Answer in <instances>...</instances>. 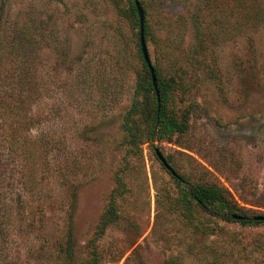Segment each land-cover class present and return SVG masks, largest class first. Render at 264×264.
<instances>
[{"label": "rangeland", "instance_id": "1", "mask_svg": "<svg viewBox=\"0 0 264 264\" xmlns=\"http://www.w3.org/2000/svg\"><path fill=\"white\" fill-rule=\"evenodd\" d=\"M139 2L190 121L154 147L131 0H0V264H264V0ZM155 149L250 224L186 200Z\"/></svg>", "mask_w": 264, "mask_h": 264}, {"label": "trees", "instance_id": "2", "mask_svg": "<svg viewBox=\"0 0 264 264\" xmlns=\"http://www.w3.org/2000/svg\"><path fill=\"white\" fill-rule=\"evenodd\" d=\"M133 4V14L137 20L138 25L140 26V20L138 11L135 5V1L131 0ZM147 20H145L144 24V35L147 40L148 32H147ZM139 48L141 51V43H140V36H139ZM142 61L144 64L145 69V80L146 85H140V89L146 88L151 92L155 98V108L153 119L150 123V132H149V142L154 147L156 142H163L167 140L168 142H173L174 138L178 134H185L190 127L189 116H179L175 112L170 113V108L168 105L161 104L160 97L163 96V92L166 91L165 86H163V79L162 76L157 68L154 67L156 76H157V83L158 89L156 90L152 81L151 73L147 64L144 61L143 54L141 51ZM23 67L22 71L26 72V64L27 62H22ZM144 87V88H143ZM136 108V107H135ZM132 133V137L136 138L133 134L132 129H129ZM156 150V149H155ZM156 154V152H155ZM157 156V154H156ZM159 159V158H158ZM167 160V159H166ZM161 162V161H160ZM168 164L170 165L169 161L167 160ZM163 165V164H162ZM164 166V165H163ZM171 166V165H170ZM199 166L208 174H212L210 170L204 166L203 164L199 163ZM173 169L174 167L171 166ZM165 168V166H164ZM166 169V168H165ZM167 170V169H166ZM168 171V170H167ZM176 172V170L174 169ZM169 172V171H168ZM171 176L177 180L179 186L182 188L183 197L195 203L201 210L210 214L213 217H218L224 221H237L244 225L250 224L249 218L246 215H241L237 211L242 209L238 206V203L233 198L232 193L227 188L223 186H218L215 182H204V183H192L187 180L183 175H179L177 172V176H173L171 172H169ZM115 195H113L112 203L110 204L109 208L107 209L104 217L100 221V224L97 228V233L100 235L103 234L107 225L112 221L114 215L116 214V210L113 207L115 204ZM233 215H238L243 217V220H235L233 219ZM254 220V218H253ZM264 221H253L255 224L263 223ZM72 251V242L70 240L69 243V252ZM88 264H100L99 259L94 256V258Z\"/></svg>", "mask_w": 264, "mask_h": 264}, {"label": "water", "instance_id": "3", "mask_svg": "<svg viewBox=\"0 0 264 264\" xmlns=\"http://www.w3.org/2000/svg\"><path fill=\"white\" fill-rule=\"evenodd\" d=\"M134 1H135V5H136V8H137V11H138L139 20H140L141 51H142V54H143L144 61L147 64V66L149 68V71L151 73V77H152V81H153L154 87L157 90L158 89L157 76H156V72H155L154 66L152 64V61H151V57H150V54H149L148 46H147L145 35H144L145 12H144V9L141 6V3L139 2V0H134ZM155 152L157 154V157L161 161V163L165 166V168L169 172H171L173 176H177L176 172L168 164L166 158L163 156L161 151L159 149H156ZM232 217L235 220H243L244 219L243 217L238 216V215H233ZM254 220L255 221H264V216L255 217Z\"/></svg>", "mask_w": 264, "mask_h": 264}]
</instances>
